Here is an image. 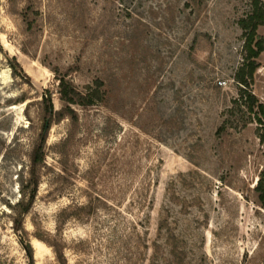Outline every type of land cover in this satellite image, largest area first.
<instances>
[{"label": "rangeland", "instance_id": "obj_1", "mask_svg": "<svg viewBox=\"0 0 264 264\" xmlns=\"http://www.w3.org/2000/svg\"><path fill=\"white\" fill-rule=\"evenodd\" d=\"M250 1L0 0V264H264V145L255 123L215 134ZM58 76L103 98L53 121L22 213Z\"/></svg>", "mask_w": 264, "mask_h": 264}, {"label": "trees", "instance_id": "obj_2", "mask_svg": "<svg viewBox=\"0 0 264 264\" xmlns=\"http://www.w3.org/2000/svg\"><path fill=\"white\" fill-rule=\"evenodd\" d=\"M249 5V10L238 20L244 39L242 62L233 75V81L237 88L236 95L230 100L229 106L221 112L222 120L216 128L215 134L221 136L230 128L239 129L249 123H255L257 138L264 145V102L258 98L252 88L255 73L260 66L258 59L264 51V39L258 33L259 28L264 26V0H251ZM103 85L104 81L96 78L93 86H87V91L83 93L64 76H58L57 93L61 105L60 110L54 109L51 92L48 89L43 91L41 125L37 142L30 155L29 178L25 184H22V194L15 203L20 207L22 213L30 209L36 197L39 182L38 169L44 163L45 141L53 121L64 114L71 115L73 113L72 105H93L101 101ZM253 190L257 202L264 208V169L260 170ZM12 226L15 232L23 234L24 230L19 216L13 218Z\"/></svg>", "mask_w": 264, "mask_h": 264}, {"label": "built area", "instance_id": "obj_3", "mask_svg": "<svg viewBox=\"0 0 264 264\" xmlns=\"http://www.w3.org/2000/svg\"><path fill=\"white\" fill-rule=\"evenodd\" d=\"M218 83H219V85H221L222 84V81H219Z\"/></svg>", "mask_w": 264, "mask_h": 264}]
</instances>
